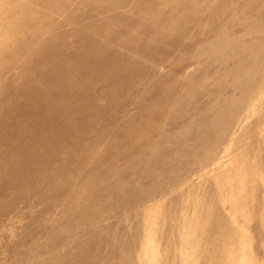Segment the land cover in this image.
Here are the masks:
<instances>
[{
    "label": "rangeland",
    "instance_id": "rangeland-1",
    "mask_svg": "<svg viewBox=\"0 0 264 264\" xmlns=\"http://www.w3.org/2000/svg\"><path fill=\"white\" fill-rule=\"evenodd\" d=\"M0 264H264V0H0Z\"/></svg>",
    "mask_w": 264,
    "mask_h": 264
},
{
    "label": "bare ground",
    "instance_id": "bare-ground-1",
    "mask_svg": "<svg viewBox=\"0 0 264 264\" xmlns=\"http://www.w3.org/2000/svg\"><path fill=\"white\" fill-rule=\"evenodd\" d=\"M250 48V47H249ZM223 49V48H222ZM244 54V53H243ZM226 104V103H225ZM230 104V103H229ZM231 109V108H230ZM232 110H235V108H232ZM220 113H218V114H216L215 115V117L214 118H212L211 120H210V123L211 124H215L216 122H218V121H221V119H224L225 121L224 122H226L227 120L224 118V117H226V115L224 116V112H222V111H219ZM224 116V117H223ZM230 119H232V116H230L229 117ZM215 120H217V121H215ZM227 124H229L228 123V121H227V123H226V125Z\"/></svg>",
    "mask_w": 264,
    "mask_h": 264
}]
</instances>
